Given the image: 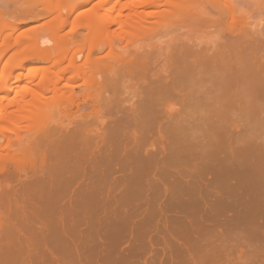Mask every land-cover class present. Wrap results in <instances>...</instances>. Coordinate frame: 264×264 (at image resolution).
I'll list each match as a JSON object with an SVG mask.
<instances>
[{
    "label": "rangeland",
    "instance_id": "rangeland-1",
    "mask_svg": "<svg viewBox=\"0 0 264 264\" xmlns=\"http://www.w3.org/2000/svg\"><path fill=\"white\" fill-rule=\"evenodd\" d=\"M47 1L48 3L51 2L52 6L47 4ZM52 1L54 4H59L58 2L61 4L67 1L71 2H67L68 4L66 6L62 5V9L59 8L61 4L57 5L62 11V14H60L61 17H57L56 15H58V13L51 11V8L55 9L54 6H56V4L53 5ZM57 1L58 2H56V0H0V11L5 18L4 21L6 20L5 24L2 22L4 25H0V31L4 29V31L0 33L2 35L8 33L7 35H12L13 37L19 34L22 38H26V40L35 43L39 39L45 41L46 37L52 36V33H55L56 29L52 30L50 26L53 27L54 25L53 28L57 27L58 30V28H61V25L66 22L62 25L63 29L61 28L60 30L59 28L61 32L65 29L63 33L67 36L66 40H64V45L66 44V46L64 47L62 45V49L66 47V49L72 48L69 39L71 41L72 38L79 39V37H81L82 39L83 36L87 34V30L82 25L80 26L77 22H74L73 19L77 17L75 13L71 18L68 17V13L74 5L76 6L79 1L81 2L83 0ZM96 1L98 0H92L88 7L92 6ZM216 1L218 0H208V3L202 2L198 9V13L202 14L207 9L214 7ZM225 1L228 4L226 16L218 17L216 21L212 23L200 25L181 22L172 28H156L141 35L124 39L121 48L127 50L125 53L127 57L121 60L115 68V71L120 73V79L114 85H106L95 93L89 94L88 86L85 83L86 76L84 71L76 72L75 74L66 73V77L68 78L72 75L75 76L76 90L74 89L75 94L72 95L73 97H77V95L79 97L76 98V100L73 99L74 102L71 98L67 100L65 97L66 100L62 99L60 103L62 107L67 106L75 113L86 114L85 116L76 118L75 122H70L69 120L65 121L62 128L59 130H55V126L49 123L48 118L42 117L35 121L26 120L21 124L18 131L7 132L4 136L2 135L0 137V144L4 147L10 145L9 152H5L3 158H1L2 160H0V170L1 172L2 170L5 172L0 174V178L2 179V174L7 178L6 181L5 178H3L4 180L0 182L2 183V185H0V191H2L0 195L3 192L2 195L5 194V198L0 199V207L3 209L0 208V215L2 213L5 215L3 221L0 223V264H51L47 258L39 259L35 257L33 246H27V243L29 245V242L31 243L35 238L45 237L42 235V228H46L47 226L52 227L57 218L65 219L66 224L70 227L74 226L73 228L76 229L79 234V240L77 241L79 244V251L76 253L71 252L70 254L67 251L61 250L55 253V256L61 258L62 262L67 259L68 261L73 260L74 262H72L74 264H87L86 262L89 259L93 261L91 264H104L100 255L105 253L104 245L108 246L105 244L107 243V239L110 245L111 242L110 236L107 235L106 239V237L103 236V232L111 224L117 223L118 227L117 230L114 231V236L124 234L125 231H129L128 233H130L134 230L137 234L139 233V235L142 236V239H144L143 241L148 247L150 245V249L145 246V256L141 254L138 264H143L142 261L144 259L150 260L154 253L156 254L160 251L163 253V247L166 245L164 243L168 238L175 243L177 242V244L179 243L178 250H184V253L180 252L183 257L179 255V251L178 253L173 252L171 257L169 256L172 260H174L175 257V260L177 259L178 263L180 261V264H182L181 262L185 257L184 254L186 250L188 251L190 248L188 244H191L195 250V260L192 259L190 264H201V262L202 264H264V85L260 87L261 90L263 88V93H261L260 91L257 92L258 89H260L259 87L250 88L247 84L245 85V83H237L234 84V86L229 84V87H232H228L227 93H230L229 91L231 90V95L226 94L223 97H226V99L223 101L226 100L227 102L220 103L223 110L226 111L223 117L217 119L215 116L216 118H214L216 120L213 118V115L212 117L208 116L207 118H202L198 116V113L196 115L198 117L194 116L190 118V120L193 122L195 121V123L207 121L209 118L211 120H209V122H212L213 118V122L219 124L215 133L210 134L206 131L193 132L190 130L182 131L180 139L163 147L160 156L147 161L151 164L146 166L145 168L147 169L142 171H145L143 175H141L142 172L139 173L142 177L138 175V179H134L138 164L136 160L128 158L119 160L115 157L110 163L96 164L94 166L95 170H100L109 166H113L115 169L118 167V170L115 171L109 182V185L112 187L115 185L114 183L118 185V181L122 180V176L124 175H128V179L127 177L125 178L127 179V187L129 189H131L130 183H132V180L137 183L138 180L144 178L141 182L145 181L148 183L142 188L144 192L141 191L136 196H120L119 200L118 198L116 199L117 203L113 206H104L102 203L103 200L98 198L92 199L87 203L76 205L70 210L65 209L64 211L63 208L58 209L59 206L55 204L54 200L47 198L46 194H44V192L47 191V186H43L42 190L39 188L40 191L34 189V187L38 188V180L44 177V173L42 172L36 175L32 171L34 173L33 175L30 171L28 172L29 174L18 172L13 164L14 161L21 159V153L26 151L27 153L23 156V159H26V161L35 159V163L38 165L44 163L46 167L52 170L59 169L66 174L89 166L88 162L82 164L76 163L78 159L84 158L86 161L88 158V155H86L82 149L90 148L94 150V152L90 154V157L95 156L97 153L95 149L112 142L114 125L117 126L115 129H117L118 132L128 131V127L126 129L121 126L119 127L117 124L119 119L126 116L121 107H128L141 101L143 94H137L135 89L141 90L142 87L148 86L154 78L153 74L157 73L163 75V77H161L163 78V82L171 79V75L167 74L163 69H172L174 63L178 60L175 50L182 44L188 43L194 47L206 46L210 48V51H213L215 47H217L215 50H218L217 53H219V50L221 51L218 45L219 43L223 44L226 49L228 48L230 51L229 53H231V51H233L232 47L236 49L238 48L237 46L242 45L249 29L252 28L251 30L256 31L255 33L258 34H260L262 30L264 32V5L263 7L261 6L264 0ZM3 6H6L5 8L9 13L5 12ZM16 10H18L17 13L15 12ZM48 11L51 13L49 14ZM33 12L34 15L30 14ZM234 13L241 21H230ZM21 14H24L26 19H24ZM8 16L11 18L9 17L7 19ZM53 17L54 20H52ZM7 21L9 23L13 22L11 23L12 26L7 23ZM249 23L251 25L254 24V26H251ZM14 24L17 30L13 31L15 27ZM7 25L10 27L6 28ZM73 25L78 28L76 29ZM3 26L6 27L4 28ZM253 27L257 28L254 29ZM9 28L12 30L9 31ZM24 28L28 29L26 30L27 33L19 31L22 29L24 30ZM74 30H76V32H74ZM217 33L222 35V40L214 44L207 43L208 45L203 43L205 39L207 40L208 37L216 35ZM181 34L192 36V39L178 40ZM142 40H145L144 43L147 48L154 49V52L150 55V59H148L145 64L147 68V75L145 78H141V67L137 66L136 62L134 64L129 63L128 58L129 52L137 49L142 43ZM13 41L14 39L11 41V46L8 47L7 45L5 49L3 46L4 43L2 44L0 42V53L2 52L1 54H3L0 55L3 57V64L9 61L8 64L10 68L14 67L15 70V68H18L16 65L20 64L19 61L23 60V56L21 57L20 55L19 60V55L14 50L17 45L15 42L13 43ZM168 44H170V49L173 50L171 52H164L163 47ZM83 45L85 46V44ZM231 45L232 47L230 48ZM6 47L8 48L6 49ZM212 48L214 49L212 50ZM12 50L18 55L17 57H14V53L12 56L10 55L12 54ZM107 50L95 52L94 55H99L98 53H100L101 56L105 55L107 56L104 57L105 61L111 63L114 61V55ZM215 52L213 51L212 54ZM52 53L54 54L56 52L52 51ZM208 53L210 52L208 51ZM68 54L70 57L71 53L69 52ZM6 55L9 58L11 57V60L5 59L7 57ZM29 67H19L18 70H15L18 71L17 73H22L20 79H10V86L13 87L11 90L13 96L18 93L22 86L38 78V72L31 71ZM229 69H231V67ZM59 74L60 73L53 74L52 77L57 78ZM220 79L221 78L210 77L206 81L214 87L221 83ZM78 89L82 92H76ZM247 90H249V92ZM250 92H253L252 95ZM5 93L6 91L0 89V95H4ZM68 93H73L72 89L67 91V94ZM257 93L263 95H257ZM68 97L71 96L69 95ZM181 102L182 105L179 103V108L181 116H183L189 112V102H186V100H182ZM50 103L48 100H45L44 103L40 105L43 109L42 111L46 110V106ZM218 103L219 102H217V105ZM217 105L211 103L207 106L206 104L205 108L210 109ZM45 107L46 109H44ZM38 111L40 110L38 109ZM59 111L60 109L58 108L54 110L55 113ZM120 111H122V113ZM133 115L134 114H131L132 117ZM155 131V129L148 130V133H146L147 138H151ZM166 136H168L167 133H165V138L167 139ZM152 139H154V137ZM118 141L120 142V140ZM126 144H128V147L122 148L123 145H120L121 148L112 149V153L123 154L128 148L136 149L140 147L137 143ZM15 149L21 150L15 151ZM149 149L152 150L151 147H149ZM211 153H214V155ZM174 154L180 155L175 161L163 158L164 155ZM169 168L174 171L176 174L175 176H165L163 174V177L159 174V169H162L161 171H168ZM119 169H122L121 171L124 170L127 174L119 171ZM210 170L211 173H209ZM129 171L130 173L128 174ZM203 172L207 174V176L204 175ZM180 173L182 175H179ZM131 175H133V178ZM38 176H40V178ZM23 185L27 187H23ZM79 185L82 186V183L78 182L76 185L70 186V190L77 188V191H79L78 188H81ZM157 185L160 186L158 187ZM116 188L118 187L116 186ZM168 189L169 191L163 192ZM35 190L38 191L36 195L34 192ZM29 192L30 194H28ZM73 193L74 192H72V194ZM21 194L25 195V198H23L25 200L22 199L23 195ZM72 194L66 197V201H69ZM16 196L19 198V201H15L18 199H15ZM10 197L14 199L12 200ZM27 197L28 199H26ZM123 204H126V211L122 209ZM6 206L8 208L5 209ZM4 210L5 212H3ZM143 216L146 217L144 218ZM141 217L143 221H147L144 223ZM147 217L151 219H146ZM127 221H133V227L129 225V228L125 227L124 225H126L125 223ZM143 223L150 224L148 225V229L150 228L152 235L149 237L147 236L148 233L141 229V224ZM89 236H91V238ZM180 238L183 240V243ZM83 239H85V241ZM105 239L106 242H104ZM175 239L177 241H175ZM191 241L194 243L192 244ZM150 242L156 247L154 248L155 250H152L153 246L151 247ZM20 243L22 250L24 248V252L20 249ZM48 243L57 246L62 245L61 241L55 237L52 239L48 237ZM162 243L164 246H162ZM129 244L130 242L126 241L115 242L113 246L117 249L116 254L119 256L123 255V252H126V248L129 247ZM28 249L30 254L28 253ZM97 251L100 252V254ZM161 252L159 253L161 256H158V258L162 261L163 259L165 260L167 258L166 256L169 254L163 253L162 255ZM187 254L189 255V253L186 252L185 260L188 261ZM96 257H98V259ZM183 263L185 262L183 261ZM156 264L158 263L156 262ZM185 264L188 263L186 262Z\"/></svg>",
    "mask_w": 264,
    "mask_h": 264
},
{
    "label": "bare ground",
    "instance_id": "bare-ground-1",
    "mask_svg": "<svg viewBox=\"0 0 264 264\" xmlns=\"http://www.w3.org/2000/svg\"><path fill=\"white\" fill-rule=\"evenodd\" d=\"M91 1L92 0H83L81 2L79 1L76 4V6L74 5L73 8L70 9L71 11H69L68 13L69 18H71L73 14L75 13L77 17L76 18L74 17L76 19V20L73 19L74 22H77V24H79L80 26L82 25L87 30L86 32L87 34H85L82 39L81 37H79V39L77 38L73 39L72 38L73 35L71 34L72 41L69 39L71 44L66 41L72 47V48H68L70 51L66 49L67 47L62 49V45L64 47L66 46V44L64 45V42H65L64 40H66L67 36L65 35V33H63L65 32V29L63 32H61L60 30L61 28L63 29L62 25H64V23L66 22H64L61 25V28L58 25L60 30L59 28L57 30V27L53 28L54 25L53 27L50 26L52 24L51 23L49 25L51 27L50 29L52 30L56 29L55 33L54 34L52 33V36L46 37V40L43 37L45 41H43L42 39L41 40L39 39L35 43L29 40H26V38H22V36H19V34L16 35L18 37L16 36L13 37L12 35H7L8 33L5 34L6 36L0 33V42L2 44L4 43L3 45L4 49H5V46L7 45L8 47L11 46V43H12L11 41L14 39L13 43L15 42V44L17 45V47H15L14 50L18 53L19 60H20V55L21 57L23 56L22 57L23 60L19 61L20 64L16 66L18 68L19 67L26 68L30 66L29 69L31 71L38 72L37 79H33L30 82H28L26 85L22 86V88H20L18 93L13 96L11 92L13 87L10 86V79L11 78L20 79V76L22 75V73H17L18 71H15V70H18V68H15V70H14V67L10 68V65L8 64L9 61L6 62L7 64L6 63L3 64V57L1 56L3 54H1L2 52L0 53L1 54L0 55V77H1L0 78V89L6 91L4 95H0V120L2 122V123L0 122V137L2 135L4 136L5 133L7 132L18 131L21 127V124L26 120L35 121L42 117L48 118L49 123L55 126V130H59L62 128L63 123L65 121L69 120L70 122H75L76 118L80 116H85L86 114L75 113L74 111L70 110L67 106L62 107L60 103V100L62 99L68 100L69 98H71V100L74 102V100H76V98L79 97L77 95L78 93L76 94L77 97L74 96L75 98L72 95V94H75L74 93V89L76 86L75 78H74L75 76L72 75L68 78L66 77V73L75 74L76 72L84 71L85 76H86L85 83L88 86L89 94L95 93L96 91L102 89L106 85L107 86L114 85L120 79L119 78L120 73L115 71V68L117 67V64L121 60L127 57L125 54L127 50H123L121 48L122 41L124 39H128L134 36L141 35L143 33L148 32L149 30H154L156 28H172L174 26H177L178 23L180 24L181 22L194 23V24H200V25L206 24V23H212L216 21L218 17H222L224 15L226 16V13L228 11V4L226 3L225 0L216 1L214 7L207 9L202 14L198 13V9L202 2L208 3V0H98L94 2L92 6L88 7ZM56 2L58 1L56 0ZM67 2H71V1H67ZM67 2H64V4H61L60 2H58L61 5L55 3L56 6L54 7L56 10L51 7L49 8L52 9L51 11H55L58 13V15H56L57 17L58 16L61 17L60 15L62 14L61 7L62 5L66 6L68 4ZM46 3L52 6L51 2L48 3L47 1ZM55 4L53 3V5ZM57 5H59V8L61 9H59ZM263 5L264 3H261L262 7ZM16 8H19V7H16ZM66 8H65V11H66ZM4 10L5 12H7L6 8ZM17 11L18 10H16L15 12L17 13ZM50 13L51 12H49V14ZM30 14L34 15V12ZM22 15L24 19H26L24 14H21V16ZM9 17L10 16H8L7 19ZM4 19L5 18L3 17V13L0 11V25H4L6 23L5 22L6 20L4 21ZM52 20H54V17ZM231 20H233V22H237L240 19H238L234 13L233 16H231L230 18V21ZM7 23L9 22L7 21ZM11 23L9 24L11 25ZM15 24H14L15 27L13 26L14 27L13 31L17 30L15 29L16 28ZM74 25L73 27H76ZM252 25L254 26V24ZM8 27L10 26L7 25L6 28ZM19 28H22V27H19ZM77 28L78 27H76V29ZM256 28L257 27H255L254 29ZM251 29L247 31L248 32L247 34L244 32L246 36L243 40V43L241 42L242 43L241 46H237L238 48L236 49H234L232 45L230 46V48L232 47L233 49L231 53H229L230 51L228 48L226 49L225 46H223V44H219V43L218 45L221 51L219 50V53H217L218 50H215L217 49V47H215V49L212 48V50L214 49L213 50L214 52L216 51L213 54H212L213 51H210V48L206 46L194 47L193 45L184 43L179 48H177L175 50V54L178 60L176 61V63H174V66L172 65L173 66L172 69L171 70L163 69V71L171 75L170 76L171 79L163 82L162 80L163 78H161L163 77V75H159L157 73L153 74L154 78L149 84L151 86L148 85V86L142 87L141 90L135 89L137 91V94H140V93L143 94L141 101L137 102L134 105L128 106V107H121L126 116L124 118L122 117V119H119L117 124L119 125V127L121 126L126 129L128 127L127 129L128 131L118 132V130L115 129V127L117 128V126L113 124L114 132H112V140H111L112 142L109 143L108 145L100 146L97 149H95V151L97 152L95 156L90 157V154L93 153L94 150L90 148L82 149L84 153L88 155V158L86 159V161L84 158L78 159L76 160V163L82 164L84 162L86 163L88 162L89 166L78 169V170H74L72 172H68V174H66L64 172H61L59 169L52 170L46 167L44 163H42L41 165H38L35 163V159H30L29 161H26V159H23V156L27 152L24 151L21 153V159H19L18 161H14L13 163L14 168L16 169V171L25 172L26 174L29 171L30 173L34 172L36 175L37 174L39 175L40 173L43 172L44 177L38 180L39 181L38 188L34 187V189L39 190L40 188V190H42L43 186H47V191H45L44 194H46L47 198H51L54 200L55 204L59 206L58 209L63 208L64 211L65 209L70 210L74 208L76 205L87 203L92 199H98V198L103 200L102 203L104 206L109 207V206H113L114 204H116L117 203L116 199L118 198L119 200L120 196H126V197L130 195L136 196L141 191L144 192L143 191L144 189L142 188H144L147 183L145 181L141 182V180L144 178H142L141 180H138L137 183L134 182V180H132V183H130L131 189H129L127 187L128 175H124L122 176L123 177L122 180H119V178H118L119 181L116 180L119 182L118 185L113 182L115 185H113L112 187L109 185V182L111 181L112 176L114 175L115 171L118 170L117 169L118 167H116L115 169L113 166L112 167L109 166L107 168L95 170L94 166L96 164H104L107 162L110 163L112 160L115 159V157L116 159H119V160L121 159L123 160L124 158L133 159V160L138 161L137 171H136L137 173L134 175L135 177L134 179L136 178L138 179V175L139 176L143 175L145 171L144 172L142 171L144 169H147L145 167L151 164L150 162H147V161L160 156L163 147H165L166 145L168 146L171 143H174L175 140L180 139L182 131L184 130L185 131L190 130L193 132L206 131V132H209L210 134H214L217 128L219 127V124L214 123L213 118L216 116L218 119V118L223 117L226 114V111L223 110V107L222 105H220V103L222 104V102H225L226 100L225 101L223 100L226 99V97L225 98L223 97L226 94L228 95L231 93V90L229 91L230 93H227L229 84L234 86V84H237V83H245V85L247 84V86H249L250 88L251 87L260 88L262 87L261 85H264V52H263L264 51V32L261 29L262 32L258 34V33H255L256 31L251 30ZM11 30L12 29H10L9 31ZM26 30L28 29L24 28V30L22 29L19 31L27 33ZM2 31H4V29H2L0 32ZM74 32H76V30H74ZM222 38H223L222 35L220 33H217L216 35L208 37L207 40L205 39L203 43L206 45H208L207 43L214 44L217 41L222 40ZM185 39H192V36L181 34L178 37V40H185ZM144 42L145 40H142V43L137 47V49L131 50L129 52V57H128L129 63L134 64L136 62L137 66L141 67V76H142L141 78L146 77L147 68L145 64L148 61V59H150V55L154 52V49L147 48ZM83 44H85V46ZM8 47H6V49ZM105 49L106 50L108 49L107 51L113 53L114 55L113 62L111 63L106 62L104 57H107V56L105 55L101 56L100 53H98L99 55H94L95 52L97 53L99 51L100 52L103 50L105 51ZM172 50L170 49V44L163 47L164 52L165 51L171 52ZM15 51L13 52L12 50L11 51L12 54L10 55L12 56L14 53V57H17L18 55H16ZM52 51H55L56 53L53 54ZM208 51L210 53H208ZM69 52L71 53L70 57L68 54ZM7 57L5 59L11 60V57L10 58L9 57L7 58ZM230 67L231 69H229ZM57 73H60L59 75H57V78L52 77L53 74H57ZM210 77L221 78L220 79L221 83H219L217 86H214V87L211 86V84L207 83L206 81ZM231 87L232 86H230L229 88ZM70 88L72 89L73 93L67 94V91L71 90ZM262 90L260 88L258 89L257 92L260 91L261 93H263ZM247 91L249 92V90ZM76 92L81 93L82 91L78 89V91ZM252 93L250 92L251 95ZM261 93L259 94L257 93V95H260ZM66 94L68 96L70 95L71 97H68ZM45 100H48L49 103L50 102L52 103L46 106L47 109L46 107L44 108L46 110L42 111L43 109L41 108L40 105H42ZM182 100L183 101L186 100V102H189V106L187 105L189 108L188 109L189 112H187L186 115L184 114L183 116H181V111L179 108V105H180L179 103H181L182 105V102H181ZM217 102H219L218 103L219 106L217 105ZM211 103H214L217 106H214L213 108H210V109L207 107L208 109H206L205 108L206 104L208 106V104H211ZM56 108L60 109L58 113L54 112ZM38 109L40 111H38ZM120 112L122 113V111ZM131 114H134L133 117L131 116ZM197 114L198 116H201L202 118L203 117L207 118L208 116L212 117L213 115L212 122H209L210 118L209 120L207 119V121H203L199 123H195V121L193 122L192 120H190V118L196 116ZM154 129L156 131L152 135V137L147 138L146 133H148V130H154ZM165 133L168 134V136H166L167 139L165 138ZM153 137L154 139H152ZM118 140H120V142ZM126 143H137L139 144L140 147L136 149L128 148L123 154L112 153V149L121 148L120 145H123L122 148L128 147V144ZM149 147H151L152 150H150ZM9 148H10V145L8 147H4L2 144H0V160H2L1 158H3V155L5 152L6 153L9 152ZM21 149H15V151H18V150L20 151ZM214 153H211V154L214 155ZM198 155H201V154H198ZM179 157L180 155L174 154V155H164L163 158H166L167 160H170V161H175ZM166 167H171V166H166ZM122 169H119V171H121ZM164 169H167V168H164ZM161 170L159 169V174H161L162 176L163 174L165 176L167 175L175 176L176 175L171 168H169L168 171L167 170L161 171ZM121 172H124V170ZM141 172L142 174L140 175L139 173ZM1 173H5V172H3V170L1 172L0 170V174ZM124 173L127 174V172H124ZM129 173L130 171L128 172V174ZM209 173H211V170ZM119 175H120V172H119ZM179 175H182V174L180 173ZM204 175L207 176V174L205 173ZM2 176L3 177L2 179L0 178V182L4 180L3 178H5V181H6L7 178L4 177L3 174ZM40 176H43V175H40ZM40 176L38 177L40 178ZM125 177H127V179ZM131 177L133 178V175H131ZM160 180H163V179H160ZM78 182L82 183V186L79 185L81 187V188H78L79 191H77V188L70 190L71 188L70 186L76 185ZM160 183L162 182L160 181ZM0 185H2V183H0ZM116 186L118 188H116ZM23 187H27V186L23 185ZM167 191H169V189L164 190L163 192H167ZM34 192L36 195L38 191L35 190ZM72 192L74 193L72 194ZM28 194H30V192ZM31 194H34V193H31ZM69 194H72V195L69 201H66V197L70 196ZM23 196H22V199L25 198V195ZM2 198H5V194L2 195L0 199ZM17 198L18 197L16 196L15 199ZM20 199H21V196H20ZM26 199H28V197ZM6 200H7V197H6ZM15 201H19V198ZM125 205L124 204L122 205L123 211H126ZM6 208L8 207L6 206L5 209ZM3 212H5V210ZM3 217H5V215L2 213L0 215V223L3 221ZM146 219H151V218L147 217ZM142 221H143V218H142ZM145 221L147 220H144L143 222L145 223ZM125 224H126L124 225L125 227H128V225L130 227H133L132 225H134V222L127 221ZM136 224H137V221H136ZM143 224H141V229L142 231L147 232L148 233L147 236L149 237L150 235H152L150 228L148 229V225L150 224H144V225ZM73 227L74 226L70 227L69 225H67L65 219L57 218L55 220V224L52 227L47 226L46 228H42L43 229L42 235L45 237L35 238L34 240H32L31 243L29 242V245L27 243V246H30V245L33 246L32 248L34 250L35 257H38L39 259L47 258V260L49 259L51 264H74L73 260L72 262L66 259L64 262H62L61 258H58L55 256V253H57L58 251L60 252L61 250L67 251L70 254L71 252L76 253L77 251H79L78 250L79 244L77 243V241L79 240V234L76 231V229H74ZM117 227H118L117 223L111 224L103 232V236H105L106 239H107V235L110 236L111 245L109 244L108 239H107V243L105 244L108 246L104 245L105 253L100 255V257H102V261L104 262V264H116L118 262L120 264H136V263L138 264L139 263L138 260H139V257H141V254L145 256L144 255L145 249H146L145 246L147 245L143 241L144 239H142V236H140L139 233L137 234V232H135L134 230L133 232H130V233H128L129 231L128 232L125 231L124 234L114 236V231L117 230ZM48 237L50 239L55 237L56 239L61 241L62 245L57 246L55 244L48 243ZM89 237L91 238V236ZM89 237H88V240H89ZM106 239L104 242H106ZM176 239L175 241H177ZM83 240L85 241V239ZM117 241L130 242L129 247L126 248L127 249L126 252H123V255L121 256L116 254L117 249L114 248L113 246L114 243ZM182 243H183V240H182ZM191 243L193 244L194 242L191 241ZM150 244L152 247L153 244L151 242ZM164 244L166 245L164 246ZM164 244L162 245L164 246L162 251L163 253L169 254V255L166 256L167 258L165 260L163 259L164 261L162 260L163 262L158 258V256H161L159 255V253L161 252L160 251V252H157L156 254L154 253L153 256H151L150 260L144 259L142 261L143 264H156V262L158 264H161V263L180 264L179 259H178L179 261L178 263L177 259L175 260L174 255L173 257L175 261L170 258L173 252L178 253L179 251V255H182L180 252L184 253L183 252L184 250L183 251H181L180 249L178 250L179 243L177 244V242L175 243L174 241L168 238L165 240ZM19 246H20V249L22 250L21 243ZM184 246H185V242H184ZM188 246L190 247L188 251L186 250V252L189 253V255L187 254L188 261L185 260V257H186V252H185L184 254L185 257L181 262L182 264H185L186 262L190 264V261L194 259V254H195L194 247L191 244L190 245L188 244ZM154 248L156 247L153 246L152 250ZM28 253L30 254L29 249H28ZM98 253L100 254V252ZM29 254L27 255L29 256ZM181 257H183V255ZM96 258L98 259V257ZM183 261L185 263H183ZM201 261H202V258H201ZM86 263L91 264L93 263V261L88 259Z\"/></svg>",
    "mask_w": 264,
    "mask_h": 264
}]
</instances>
